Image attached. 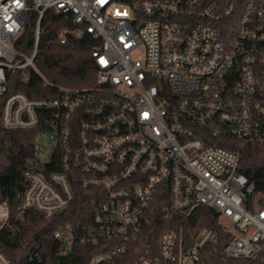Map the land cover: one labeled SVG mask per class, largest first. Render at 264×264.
Masks as SVG:
<instances>
[{
	"label": "built area",
	"instance_id": "2783aa9c",
	"mask_svg": "<svg viewBox=\"0 0 264 264\" xmlns=\"http://www.w3.org/2000/svg\"><path fill=\"white\" fill-rule=\"evenodd\" d=\"M48 10L74 24L60 43L100 41L92 84H54L35 64ZM16 71L45 95L9 91ZM0 127L36 129L17 218L49 219L84 192L80 220L53 232L59 254L79 243L85 264L256 260L264 194L240 163L247 145L264 153V0H0ZM203 209L215 225L189 229ZM8 217L0 201V228Z\"/></svg>",
	"mask_w": 264,
	"mask_h": 264
},
{
	"label": "trees",
	"instance_id": "16d2710c",
	"mask_svg": "<svg viewBox=\"0 0 264 264\" xmlns=\"http://www.w3.org/2000/svg\"><path fill=\"white\" fill-rule=\"evenodd\" d=\"M37 15H28L25 34L19 48L31 54ZM68 15L56 14L48 10L40 22V34L35 64L52 83L69 87L87 86L94 82L93 48L100 45L91 34L85 32L80 37H71L65 43L58 40V32L63 28H73ZM8 90H20L28 96L45 95L40 78L33 73L23 79L21 72L8 74ZM35 128L4 129L0 127V201L9 208L7 223L0 228V250L8 256L10 264H85L89 250L86 245L76 243L66 254L57 252L58 241L53 237L56 228L66 223H76L83 213L84 192L78 191L70 206L63 212L47 219L41 214L27 210L22 218L16 217V193L21 190L26 160L32 156V141ZM240 169L255 184L256 191L264 194V153L255 145H247L243 150ZM207 209L187 221L189 229L203 225L214 226ZM39 258H30L33 252ZM123 260H126L123 257ZM117 264H125L118 260ZM215 264H264V250L256 260H228Z\"/></svg>",
	"mask_w": 264,
	"mask_h": 264
},
{
	"label": "rangeland",
	"instance_id": "374dc122",
	"mask_svg": "<svg viewBox=\"0 0 264 264\" xmlns=\"http://www.w3.org/2000/svg\"><path fill=\"white\" fill-rule=\"evenodd\" d=\"M222 221H225L226 222V219L223 218ZM0 223H2V220H0Z\"/></svg>",
	"mask_w": 264,
	"mask_h": 264
},
{
	"label": "water",
	"instance_id": "95a60500",
	"mask_svg": "<svg viewBox=\"0 0 264 264\" xmlns=\"http://www.w3.org/2000/svg\"><path fill=\"white\" fill-rule=\"evenodd\" d=\"M259 201L261 202V198L259 199Z\"/></svg>",
	"mask_w": 264,
	"mask_h": 264
}]
</instances>
